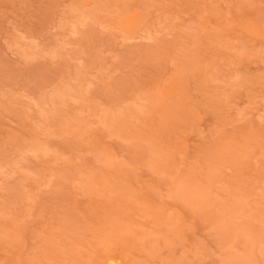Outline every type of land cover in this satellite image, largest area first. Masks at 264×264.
<instances>
[{
    "label": "rangeland",
    "instance_id": "374dc122",
    "mask_svg": "<svg viewBox=\"0 0 264 264\" xmlns=\"http://www.w3.org/2000/svg\"><path fill=\"white\" fill-rule=\"evenodd\" d=\"M0 264H264V0H0Z\"/></svg>",
    "mask_w": 264,
    "mask_h": 264
}]
</instances>
